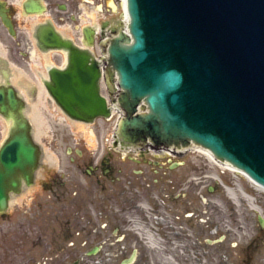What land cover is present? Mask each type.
Masks as SVG:
<instances>
[{"label":"water","instance_id":"water-1","mask_svg":"<svg viewBox=\"0 0 264 264\" xmlns=\"http://www.w3.org/2000/svg\"><path fill=\"white\" fill-rule=\"evenodd\" d=\"M127 9V30L115 25L103 43L107 80L114 87L117 74L122 87L120 137L173 149L202 145L264 186V0H127ZM85 33L87 47L56 29L40 40L67 52L63 66L48 67V92L72 119L92 123L111 108L89 47L94 31ZM26 106L14 85L0 83V113L9 124L0 144V211L32 184L40 165Z\"/></svg>","mask_w":264,"mask_h":264},{"label":"rangeland","instance_id":"rangeland-1","mask_svg":"<svg viewBox=\"0 0 264 264\" xmlns=\"http://www.w3.org/2000/svg\"><path fill=\"white\" fill-rule=\"evenodd\" d=\"M111 1L113 9L110 4L104 5L101 11L96 9L95 5L86 4L83 7L85 14L82 19L75 22L56 20V25L70 36L78 34V26L75 24L81 26L91 21L100 25L102 20H108V24L120 25L124 18L121 1ZM45 16L46 14L40 13L39 18L43 19ZM23 36L25 40L24 33ZM100 42L99 36L94 50L102 57L106 53L101 50ZM22 45V53L15 52L14 49L9 51L6 46L4 48L15 69L17 67L16 70L27 74L28 80L23 76L21 78L23 82L35 84L36 94L32 100H28V107L30 111L34 109L33 104L37 103L36 109L42 123L37 127L32 119L33 133L42 147L44 156L50 154L56 160V165L50 166L46 163L47 158H44L41 170L45 175L40 179L45 181L47 179L44 178L49 175L64 173L62 170L68 164L66 154L68 147L84 149L101 146L102 133L114 130L116 115L111 119L86 123L65 116L48 94L42 95L44 98L42 102L38 93L44 84L38 70L47 74L48 64H61L65 58L60 55L49 57L50 55L47 56L35 48H33L35 54L31 55L25 47L28 45L25 43ZM13 64H4L10 78L14 74ZM7 123V119L0 113V144L8 134ZM174 157L184 162L174 176H171L173 178L178 176L179 184L176 187L161 184L137 186L141 192L138 198L140 210H134L130 218H127L128 224L121 227L119 238L124 237L122 240H117V235L111 231V224H115V219L111 216L101 217L98 213L94 214V220L99 223L100 218L109 219L108 229L97 224L98 232L85 235L71 234L69 240L80 242L86 239L89 245L105 242L102 251L93 257L101 259V263L96 264H118L120 258L129 255L134 247L139 248V255L134 264H144V260L148 261L146 264H264V224L261 225L259 220V214L264 217V191L258 189L244 175L211 163L207 155L198 150L188 149ZM214 173L220 177L219 180L213 177ZM60 178L67 180L64 175ZM241 189L254 197L253 205L242 194ZM235 190L239 193V200L233 196ZM181 193L188 195L179 197L176 201L175 196ZM34 194L33 188H30L22 196L24 198H18L12 203L9 211L15 214L29 210ZM192 198L197 201L196 207L191 209ZM90 205L92 204L88 206ZM254 206H258L261 212ZM92 207L95 208L94 205ZM106 209L109 210L106 206L101 207L102 211ZM102 215L105 216L104 213ZM54 237L56 242H62L60 239L64 238L58 234ZM122 245H127L128 252H121Z\"/></svg>","mask_w":264,"mask_h":264},{"label":"flooded vegetation","instance_id":"flooded-vegetation-1","mask_svg":"<svg viewBox=\"0 0 264 264\" xmlns=\"http://www.w3.org/2000/svg\"><path fill=\"white\" fill-rule=\"evenodd\" d=\"M86 4L95 5L100 11L106 4L114 8L111 0H0V46L3 48L6 46L9 51L14 49L15 52L22 53V44L25 43L28 45L25 46L26 50L31 55L32 49L35 48L41 53L49 54L50 57L53 55L63 57L65 55L63 50L48 47L40 40L41 33L56 29L61 37L70 38L76 44L85 46L88 41L85 30L91 27L94 31L95 48L99 36L103 41L112 32L114 24H108V20H102L100 25L91 21L81 26L75 24L78 26L76 36H70L56 25V20L75 22L82 19L85 14L83 7ZM40 13L46 16L40 19ZM8 61L7 57L0 53L1 73L5 71L4 64ZM38 72L43 77V73L40 70ZM25 79L28 80L26 75ZM17 85H25L30 94H35V84L19 79ZM113 129L102 133L101 146L98 148L68 147L66 149L68 164L62 170L64 173L49 175L44 178L47 179L45 181L40 179L45 175L41 165L44 158L48 160V157L41 154L40 167L35 172L32 184H24L19 193L10 197L8 209L0 211V264L101 263V259L93 257L102 251L105 242L89 245L86 239L80 242L69 240L70 235L98 232L97 224L108 229L110 220L104 218L111 216L115 219V224H111V231L117 235V240H122L124 237L119 238L121 227L128 224L127 218H130L134 210H140L138 198L141 192L137 186L161 184L176 187L179 184L178 176L176 178L171 176H174L176 170L184 164L183 160H176L174 157L182 151L173 148H169L168 151L160 147L152 148L148 143L131 144L120 137L115 127ZM55 161L53 159L52 163L50 161L46 163L53 166L56 165ZM62 175L66 176L68 181L62 180L60 178ZM30 188H33L35 193L31 197L30 209L12 214V211H9L12 203ZM187 195L181 193L175 196V200ZM196 201L194 198L191 199V209L196 207ZM89 204L95 208L92 205L88 206ZM104 206L109 210L102 211L101 207ZM95 213L104 217L100 218L99 223L94 220ZM192 213L195 214V211ZM55 234L65 238L59 237L63 243L55 241ZM126 248L127 245H122L121 252H128ZM134 251L136 258L126 263L134 264L139 255L137 247L132 248L129 255H123L118 264H122ZM146 263L148 261L144 260V264Z\"/></svg>","mask_w":264,"mask_h":264},{"label":"bare ground","instance_id":"bare-ground-1","mask_svg":"<svg viewBox=\"0 0 264 264\" xmlns=\"http://www.w3.org/2000/svg\"><path fill=\"white\" fill-rule=\"evenodd\" d=\"M123 5H124V8H125V10H124V12H123V17H124V20H122L121 22L124 24V28L127 30V21H128V14H127V5H126V0H123ZM34 53V52H33ZM46 55V54H45ZM106 57L105 58H107V55H105ZM103 59V58H102ZM101 59V60H102ZM46 95L47 96V94H48V91H47V89H46V87L45 86H41L40 87V92H39V96H40V98H41V100H42V102H43V97H42V95ZM46 96H45V98H46ZM37 103L35 102L34 104H33V108L34 109H32V110H30L29 111V114H30V116L32 117V119L36 122V125H37V127L40 125V123H42L41 122V117H40V114L37 112L38 110L36 109L37 108V105H36ZM116 106H118V104L116 103ZM8 124V123H7ZM8 126H9V124H8ZM191 147H194V148H196L197 150H200V151H202V153H204V154H206L209 158H210V160H211V163H215V164H219L220 166H222V167H227V168H229L230 170H232V171H235V172H238L239 174H241V175H244L245 177H247L250 181H252L256 186H257V188L258 189H261L262 191H264V186H262V185H260L259 183H257V182H255L248 174H247V172L246 171H244L242 168H239V167H237V166H235V165H233L232 163H230V162H224V161H220V160H218L217 158H215V156L212 154V152H210L207 148H205V147H203V146H201V145H199V144H192V145H190ZM182 149H186V147L184 148H182ZM47 157H48V161H50V163H52V161H53V156H51L50 154H48L47 155ZM213 177H215L216 179H220V177L217 175V174H213ZM223 185H224V183H223ZM225 186V185H224ZM226 187V186H225ZM243 192H242V194L249 200V202L251 203V205H253L254 203V201H255V199H254V197L250 194V193H248L247 191H245V190H243V189H241ZM235 192H236V190H235ZM233 196H234V198L236 199V200H239L240 199V197H239V193H233ZM254 208L255 209H257L258 211H260L261 212V209L258 207V206H254ZM138 226V225H137ZM136 226V227H137ZM135 227V228H136ZM136 229H138V228H136Z\"/></svg>","mask_w":264,"mask_h":264}]
</instances>
